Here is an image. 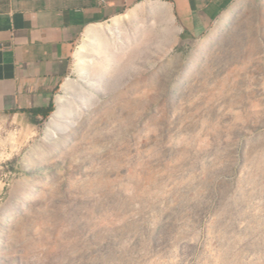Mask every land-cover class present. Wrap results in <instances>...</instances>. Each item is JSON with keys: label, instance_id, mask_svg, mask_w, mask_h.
Here are the masks:
<instances>
[{"label": "rangeland", "instance_id": "1", "mask_svg": "<svg viewBox=\"0 0 264 264\" xmlns=\"http://www.w3.org/2000/svg\"><path fill=\"white\" fill-rule=\"evenodd\" d=\"M231 4L180 44L116 33L104 75L74 48L68 102L0 114V264H264V0Z\"/></svg>", "mask_w": 264, "mask_h": 264}, {"label": "crops", "instance_id": "2", "mask_svg": "<svg viewBox=\"0 0 264 264\" xmlns=\"http://www.w3.org/2000/svg\"><path fill=\"white\" fill-rule=\"evenodd\" d=\"M233 1L0 0V114L39 121L41 114L26 110L68 102L56 91L73 87L65 76L74 48H81L83 60L100 43L105 70L117 56L116 33L123 44L133 37L137 49L146 28L155 25L167 42L180 44L205 33Z\"/></svg>", "mask_w": 264, "mask_h": 264}, {"label": "bare ground", "instance_id": "3", "mask_svg": "<svg viewBox=\"0 0 264 264\" xmlns=\"http://www.w3.org/2000/svg\"><path fill=\"white\" fill-rule=\"evenodd\" d=\"M227 18H228V11H224V12L222 13V15H221V16H220V17L214 22V28H213V30H214V29H218L219 26H221V25L223 24V22L227 20ZM212 33H214V31H212ZM203 45H204V44H202V46H203ZM202 48H203V47H202ZM80 52H81V48H79V49L75 52V54L78 55L79 58H80V56H81ZM67 80H68V79H67ZM67 80L64 82V86H65Z\"/></svg>", "mask_w": 264, "mask_h": 264}, {"label": "trees", "instance_id": "4", "mask_svg": "<svg viewBox=\"0 0 264 264\" xmlns=\"http://www.w3.org/2000/svg\"><path fill=\"white\" fill-rule=\"evenodd\" d=\"M53 109H54V105H53V103H51L46 108L30 109V110H26V111L31 112L33 114H41L42 118L45 119L52 112Z\"/></svg>", "mask_w": 264, "mask_h": 264}, {"label": "water", "instance_id": "5", "mask_svg": "<svg viewBox=\"0 0 264 264\" xmlns=\"http://www.w3.org/2000/svg\"><path fill=\"white\" fill-rule=\"evenodd\" d=\"M52 112H53V110H52Z\"/></svg>", "mask_w": 264, "mask_h": 264}]
</instances>
